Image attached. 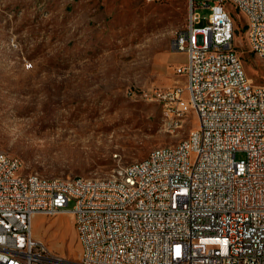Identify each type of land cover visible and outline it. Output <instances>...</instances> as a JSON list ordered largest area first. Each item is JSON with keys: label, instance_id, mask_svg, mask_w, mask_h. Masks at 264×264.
<instances>
[{"label": "built area", "instance_id": "obj_1", "mask_svg": "<svg viewBox=\"0 0 264 264\" xmlns=\"http://www.w3.org/2000/svg\"><path fill=\"white\" fill-rule=\"evenodd\" d=\"M227 2L264 61V0H190L187 25L170 42L185 55L172 67L185 82L143 94L166 119L194 113L197 126L178 145L120 168L113 184L25 175L20 159L0 151V264H264V86L234 51ZM67 214L78 260L33 236L36 216Z\"/></svg>", "mask_w": 264, "mask_h": 264}, {"label": "rangeland", "instance_id": "obj_2", "mask_svg": "<svg viewBox=\"0 0 264 264\" xmlns=\"http://www.w3.org/2000/svg\"><path fill=\"white\" fill-rule=\"evenodd\" d=\"M190 9V0H0V151L20 159L25 175L108 180L187 139L194 113L166 119L143 94L185 82L172 69L185 57L170 42ZM226 10L234 51L264 86V61L251 52L245 18L230 2ZM195 12L208 17L210 8ZM33 236L78 260L71 215L36 216Z\"/></svg>", "mask_w": 264, "mask_h": 264}, {"label": "bare ground", "instance_id": "obj_3", "mask_svg": "<svg viewBox=\"0 0 264 264\" xmlns=\"http://www.w3.org/2000/svg\"><path fill=\"white\" fill-rule=\"evenodd\" d=\"M164 113V111H163ZM170 118L172 119H182V112H170ZM13 157V156H9ZM13 159H18L16 157H13ZM84 182H90V183H104V184H113L115 182V177L113 179H108V180H94V179H87V178H82Z\"/></svg>", "mask_w": 264, "mask_h": 264}, {"label": "crops", "instance_id": "obj_4", "mask_svg": "<svg viewBox=\"0 0 264 264\" xmlns=\"http://www.w3.org/2000/svg\"><path fill=\"white\" fill-rule=\"evenodd\" d=\"M173 54H177V53H173ZM181 55H183V54H181ZM184 57H185V55H183ZM185 60H186V58H185ZM185 62V61H184ZM184 62H182V63H184ZM177 64H180V63H177ZM179 83V82H178Z\"/></svg>", "mask_w": 264, "mask_h": 264}]
</instances>
